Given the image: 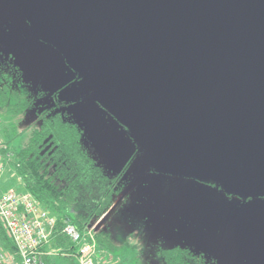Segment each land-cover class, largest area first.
Instances as JSON below:
<instances>
[{
	"label": "water",
	"instance_id": "obj_1",
	"mask_svg": "<svg viewBox=\"0 0 264 264\" xmlns=\"http://www.w3.org/2000/svg\"><path fill=\"white\" fill-rule=\"evenodd\" d=\"M15 1L28 31L0 38L55 49L77 76L66 90L139 149L109 214L148 172L264 198V0Z\"/></svg>",
	"mask_w": 264,
	"mask_h": 264
},
{
	"label": "rangeland",
	"instance_id": "obj_2",
	"mask_svg": "<svg viewBox=\"0 0 264 264\" xmlns=\"http://www.w3.org/2000/svg\"><path fill=\"white\" fill-rule=\"evenodd\" d=\"M0 25L8 29V36L26 34L29 28L15 0H0ZM0 62L20 70L34 100L33 110L25 117L0 113V140L6 143L5 128L11 137L20 135L13 144L20 147L26 128L40 126L44 114L63 112L54 103V93L68 80L69 69L62 56L50 46L35 42L25 54L16 42L8 46L4 38H0ZM74 99L76 94L72 92L59 96L61 103ZM75 107L71 104L65 109L74 112ZM68 119L79 120L78 115ZM14 159L12 152L0 156V193L23 191L11 166ZM103 164L111 172L112 164ZM205 185L185 176L148 172L144 181L108 216L106 231L116 233L120 239L112 253L100 252L97 246L96 264H152L157 251L177 246L198 250L206 261L215 264H264V198L242 205L240 198L226 194L215 185L212 186L218 190H208ZM232 211L235 229L212 234L211 229L225 216L231 217ZM95 227L101 228V221L84 233H91ZM93 234L97 241V230ZM63 252L57 251L59 255L48 264L76 263L73 258H65Z\"/></svg>",
	"mask_w": 264,
	"mask_h": 264
},
{
	"label": "trees",
	"instance_id": "obj_3",
	"mask_svg": "<svg viewBox=\"0 0 264 264\" xmlns=\"http://www.w3.org/2000/svg\"><path fill=\"white\" fill-rule=\"evenodd\" d=\"M72 83L60 88L54 101L63 112L44 114L40 126L26 128L20 147L13 145L20 135L11 137L4 128L7 150L3 155L14 154L11 166L23 186L22 192L31 194L57 220L51 244L55 251L72 250L73 245L60 232L66 225L84 233L102 218L107 220L110 210L132 183L134 175L127 173L140 155L126 128L99 105L77 95L72 101L59 102V96L71 92L66 89ZM71 104L76 106L74 112L65 109ZM33 107L34 100L20 70L0 62V113L22 118ZM72 115H78V122L68 119ZM104 162L112 164L111 172L105 169ZM105 228L104 224L98 234V248L104 253L115 252L120 236ZM0 251H13L1 226ZM152 264L215 263L206 261L198 250L177 246L157 251Z\"/></svg>",
	"mask_w": 264,
	"mask_h": 264
},
{
	"label": "built area",
	"instance_id": "obj_4",
	"mask_svg": "<svg viewBox=\"0 0 264 264\" xmlns=\"http://www.w3.org/2000/svg\"><path fill=\"white\" fill-rule=\"evenodd\" d=\"M7 150L0 140V156ZM2 167L0 166V177ZM0 226L7 233L13 247L11 253L0 251V264H48L57 251L52 249V236L57 232V220L44 210L27 192L11 190L0 193ZM91 233H82L66 225L60 232L72 250L64 251L65 258L75 259V264H96L97 241Z\"/></svg>",
	"mask_w": 264,
	"mask_h": 264
},
{
	"label": "flooded vegetation",
	"instance_id": "obj_5",
	"mask_svg": "<svg viewBox=\"0 0 264 264\" xmlns=\"http://www.w3.org/2000/svg\"><path fill=\"white\" fill-rule=\"evenodd\" d=\"M2 32H4V29H0V33H2ZM70 74H69V78H72V77H74L75 76V80L73 79V81H71V82H75L76 80H77V76L75 75V74H73L72 72H69ZM72 75V76H71ZM71 82H68V83H71ZM68 83L66 84L67 85V87H68ZM63 88H64V86H63ZM60 91H61V89H59ZM57 91L56 93H54V101H56L57 100V93H59L60 91ZM2 115V114H1ZM5 115V114H4ZM4 115H2V116H4ZM130 161V160H129ZM131 162V161H130ZM129 162V163H130ZM131 164V163H130ZM131 165H129V167H130ZM128 167V168H129ZM128 168H127V170H128ZM134 181H135V179H134ZM206 186V188L208 189H216V190H218L217 188H215V187H213L212 185H205ZM208 189V190H209ZM120 198V197H119ZM125 199V198H124ZM117 207V206H116ZM105 218V217H104ZM104 218H102V220L101 221H103L104 220ZM108 218V217H107ZM105 222H106V220H105ZM105 222H102V227L101 228H97L96 227V230H97V235L102 231V228H103V226H104V224H105ZM219 225H218V230H217V227L216 228H214V230L212 229L211 230V232L213 231H216L217 233L218 232H221V231H223V230H228V229H232V228H234V226H233V220H232V218L230 217V216H225L224 218H222V220L218 223Z\"/></svg>",
	"mask_w": 264,
	"mask_h": 264
}]
</instances>
